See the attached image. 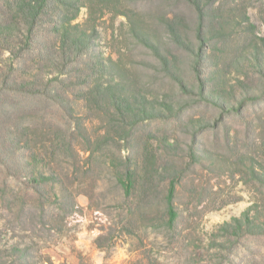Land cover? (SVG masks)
Segmentation results:
<instances>
[{
    "label": "rangeland",
    "instance_id": "obj_1",
    "mask_svg": "<svg viewBox=\"0 0 264 264\" xmlns=\"http://www.w3.org/2000/svg\"><path fill=\"white\" fill-rule=\"evenodd\" d=\"M81 1L73 22L90 34L89 48L66 69L83 71L58 74L49 63L44 51L55 37L45 22L23 57L0 50V86L36 77L74 81L95 71L122 84L129 98L185 106L177 116L136 123L122 139L105 106L79 95L93 83L64 91L71 117L43 95L0 90V264H264V230L216 232L250 206L264 221V185L251 175V167L264 171V53L256 49L264 0L209 1L203 31L211 40L202 46L190 0H117L116 13L90 12L89 0ZM169 24L189 50L173 42ZM136 33L157 45L189 89L161 69ZM199 48L205 90L231 109L200 97L191 62ZM256 51L261 73L248 56ZM150 151L181 171L171 226H156L166 218H159L166 182L153 173L150 190H142ZM127 157L142 178L129 197L118 180Z\"/></svg>",
    "mask_w": 264,
    "mask_h": 264
},
{
    "label": "trees",
    "instance_id": "obj_2",
    "mask_svg": "<svg viewBox=\"0 0 264 264\" xmlns=\"http://www.w3.org/2000/svg\"><path fill=\"white\" fill-rule=\"evenodd\" d=\"M190 1L196 8L198 24L196 35L199 45L202 46L203 42H210L211 40L209 36L206 37L203 31V19L207 12L205 6L209 1L213 0H205L204 2L202 0ZM116 2L117 0H89L86 6L90 12L95 6L101 13L105 11L116 13ZM81 6H83L81 0H0V50L8 51L11 60L23 57L25 51L32 50L41 24L47 22L48 28L51 29L50 31L55 37V43L44 51L47 54L49 63L53 64V66L55 65L54 67L57 69L58 74H71L72 71H83L77 67L66 69L67 64L76 61L78 58L80 59L84 51L89 48L90 34L81 29L79 23L73 22ZM169 29L173 42L189 50V41L181 37L177 27L174 24H169ZM134 36L141 44L152 49L163 71L176 79L178 84H180L179 86L183 89L188 88L183 79L173 73L171 68H175V65H170V60L160 52L157 45L148 36L142 33H136ZM37 43H40V41L38 40ZM256 49L264 53V38H260V43L256 45ZM203 52L199 48L196 52L193 51L191 53L195 78H200L198 93L206 101H211L225 110L231 109L234 105L225 106L224 101H221L218 94H212L205 90L204 79H201L200 69L202 66L201 54ZM248 56L255 60L253 66L258 67L256 71L261 73L262 67L258 61V51L252 53V55L249 53ZM91 66L92 64L89 63L87 68H91ZM9 67L10 70L13 69L12 65H9ZM253 70L255 69L253 68ZM53 81L56 83L53 84ZM103 82L105 81L102 79V74L96 75L95 71H92L86 72L84 78H77L74 81H67V77H51V79L44 82L42 77H36L29 83L23 84H19L16 81L12 84L5 82L0 86V90L18 91L28 95H43L47 102L62 108L71 117L72 108L64 91L68 88H73L77 84L93 83L88 90L81 91L79 95L84 99L93 101L99 108L102 105L105 106V113L109 118L111 128L115 129L117 135L122 139L130 134L132 126L136 123L144 119L167 118L169 115L177 116L185 106V103H181L177 107H173L172 103L169 105L168 101H162V104L156 107L140 93L132 94L129 98L125 94L122 84L113 82L111 78L105 84ZM244 101L246 99L241 102ZM205 124L202 123L201 125L205 126ZM89 141L90 139H88ZM103 142L106 143V139H103ZM145 160L147 163L146 167L151 168V173H148L144 184L142 183V178L138 179L137 172L131 167L129 157L124 159L121 170H118V180L123 186L126 197H129L131 193H134L138 181L142 183L143 191H149L153 184V173H157L159 183L165 181L167 188L164 195L165 208L159 215L160 219L166 218L158 222L156 226H171L176 218L172 197L174 196L175 185L178 182L181 171H177L174 168L172 161L166 154L164 158H159L154 152L150 151L146 155ZM251 169L252 178L264 185V171L258 172L253 167ZM42 177L43 179L46 178L45 176ZM260 230H264V221L258 219L256 209L254 206H250L239 217H233L230 221L220 224L216 232L222 237H237L245 232H259Z\"/></svg>",
    "mask_w": 264,
    "mask_h": 264
}]
</instances>
